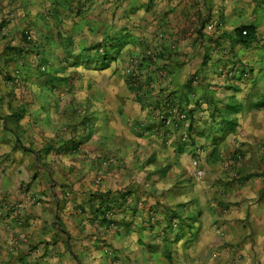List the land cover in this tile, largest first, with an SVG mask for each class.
<instances>
[{"label":"crops","instance_id":"1","mask_svg":"<svg viewBox=\"0 0 264 264\" xmlns=\"http://www.w3.org/2000/svg\"><path fill=\"white\" fill-rule=\"evenodd\" d=\"M0 264H264V0H0Z\"/></svg>","mask_w":264,"mask_h":264},{"label":"trees","instance_id":"2","mask_svg":"<svg viewBox=\"0 0 264 264\" xmlns=\"http://www.w3.org/2000/svg\"><path fill=\"white\" fill-rule=\"evenodd\" d=\"M243 32H245V35H243ZM235 35L241 42L248 41L254 37V28L250 26H242L235 30ZM164 117L165 115H163V119H161L160 121L161 125L165 124L164 121L166 117L165 118Z\"/></svg>","mask_w":264,"mask_h":264},{"label":"built area","instance_id":"3","mask_svg":"<svg viewBox=\"0 0 264 264\" xmlns=\"http://www.w3.org/2000/svg\"><path fill=\"white\" fill-rule=\"evenodd\" d=\"M243 35H245V32H243ZM130 75L133 76V74L131 73V71H130ZM185 117H186L185 114H178V118H179L180 120L185 119ZM166 123H167V124L169 123V120H168V119H166ZM197 176L200 177V176H201V172H197Z\"/></svg>","mask_w":264,"mask_h":264}]
</instances>
